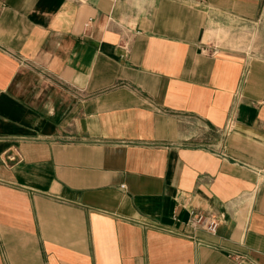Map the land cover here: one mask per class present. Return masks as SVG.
Listing matches in <instances>:
<instances>
[{
    "label": "crops",
    "instance_id": "1",
    "mask_svg": "<svg viewBox=\"0 0 264 264\" xmlns=\"http://www.w3.org/2000/svg\"><path fill=\"white\" fill-rule=\"evenodd\" d=\"M0 264H264V0H0Z\"/></svg>",
    "mask_w": 264,
    "mask_h": 264
},
{
    "label": "built area",
    "instance_id": "2",
    "mask_svg": "<svg viewBox=\"0 0 264 264\" xmlns=\"http://www.w3.org/2000/svg\"><path fill=\"white\" fill-rule=\"evenodd\" d=\"M7 160L9 161H16V156L14 155H8ZM189 225L197 228H201L205 230L206 232H211V233H216V229L218 226V220L216 217L212 216L211 214L207 213H200V212H195L191 211L189 213V220L187 221ZM236 260H241L242 257L235 256Z\"/></svg>",
    "mask_w": 264,
    "mask_h": 264
},
{
    "label": "rangeland",
    "instance_id": "3",
    "mask_svg": "<svg viewBox=\"0 0 264 264\" xmlns=\"http://www.w3.org/2000/svg\"><path fill=\"white\" fill-rule=\"evenodd\" d=\"M244 47L247 49H251V51H257V42L258 38L257 35L254 34V32L250 31L246 34L242 35V40L240 38V41Z\"/></svg>",
    "mask_w": 264,
    "mask_h": 264
}]
</instances>
